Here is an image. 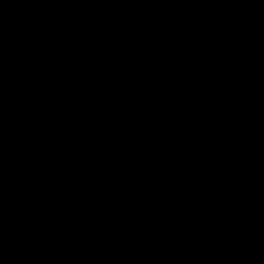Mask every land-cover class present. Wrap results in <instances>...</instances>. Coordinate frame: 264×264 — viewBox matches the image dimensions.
Segmentation results:
<instances>
[{"label": "water", "instance_id": "water-1", "mask_svg": "<svg viewBox=\"0 0 264 264\" xmlns=\"http://www.w3.org/2000/svg\"><path fill=\"white\" fill-rule=\"evenodd\" d=\"M0 264H264V0H0Z\"/></svg>", "mask_w": 264, "mask_h": 264}]
</instances>
